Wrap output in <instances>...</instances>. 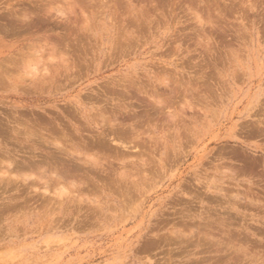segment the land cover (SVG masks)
<instances>
[{"label": "rangeland", "instance_id": "1", "mask_svg": "<svg viewBox=\"0 0 264 264\" xmlns=\"http://www.w3.org/2000/svg\"><path fill=\"white\" fill-rule=\"evenodd\" d=\"M263 121L264 0H0V264H264Z\"/></svg>", "mask_w": 264, "mask_h": 264}, {"label": "bare ground", "instance_id": "2", "mask_svg": "<svg viewBox=\"0 0 264 264\" xmlns=\"http://www.w3.org/2000/svg\"><path fill=\"white\" fill-rule=\"evenodd\" d=\"M89 4H90V3H89ZM153 95H154V94H153ZM173 96H174V95H173ZM155 97H156V94H155ZM170 97H171V95H170ZM151 98H152V97H151ZM149 99H150V98H149ZM159 99H160V98H159ZM168 99H169V98H168ZM170 99H171V98H170ZM149 101H150V100H149ZM151 101H152V100H151ZM154 101H155V100H154ZM159 102H162V104H165V105H170V103H171V102H169V104H168L167 102L162 101V100L159 101ZM159 102H158V103H159ZM163 102H164V103H163ZM154 103H155V102H154ZM158 105H159V104H158ZM147 106H148V105H147ZM172 108H173V107H172ZM160 109H161V108H160ZM139 113H140V112H139ZM139 113H137V114H139ZM168 114H169V113H168ZM170 114H172V113H170ZM140 115H141V113H140ZM152 116H153V115H152ZM217 116H218V115H217ZM150 117H151V116H150ZM173 118H174V117H173ZM150 120H151V119H150ZM137 121H138V120H137ZM140 122H141V121H140ZM261 122H262V121H261ZM263 122H264V121H263ZM151 123H152V122H151ZM144 125H145V124H144ZM8 128H9V127H8ZM116 128H117V127H116ZM50 130H51V128H50ZM119 130H120V129H119ZM260 131H261V130H260ZM60 133H61V132H60ZM182 133H184V132H182ZM182 133H181V134H182ZM261 133H262V132H261ZM263 133H264V132H263ZM135 137H136V136H135ZM231 138H232V137H231ZM133 141H134V139H133ZM94 143H95V142H94ZM128 145H129V144H128ZM104 146H105V145H104ZM132 148H133V147H132ZM63 153H64V152H63ZM67 156H68V155H67ZM72 157H73V156H72ZM177 158H178V156H177ZM75 160H76V159H75ZM255 160H256V159H255ZM50 162H51V161H50ZM57 162H58V161H57ZM79 164H80V163H79ZM58 169H59V168H58ZM51 170H52V169H51ZM7 171H8V170H7ZM138 171H139V170H138ZM41 172H42V171H41ZM89 172H90V171H89ZM64 174H66V173H64ZM52 175H54V174H52ZM58 175H59V174H58ZM58 175H57V176H58ZM61 176H62V175H61ZM64 176H65V175H64ZM64 176H63V177H64ZM65 177H67V176H65ZM40 178H41V177H40ZM68 182H69V181H68ZM78 183H80V182H78ZM11 184H12V183H11ZM46 184H47V183H46ZM68 184H69V183H68ZM61 185H62V184H61ZM69 185H70V184H69ZM72 185H73V184H72ZM0 188H1V187H0ZM230 199H231V198H230ZM242 199H243V198H242ZM253 199H254V198H253ZM247 200H248V199H247ZM247 200H246V201H247ZM250 200H252V199H250ZM245 203H246V202H245ZM65 210H66V209H65ZM71 214H72V213H71ZM86 220H87V219H86ZM84 221H85V220H84ZM82 223H83V222H82ZM85 223H86V222H85Z\"/></svg>", "mask_w": 264, "mask_h": 264}]
</instances>
